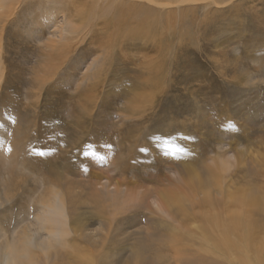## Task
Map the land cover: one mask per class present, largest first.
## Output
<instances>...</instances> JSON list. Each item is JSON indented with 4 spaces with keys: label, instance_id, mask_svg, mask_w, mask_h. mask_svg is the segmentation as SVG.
<instances>
[{
    "label": "rangeland",
    "instance_id": "obj_1",
    "mask_svg": "<svg viewBox=\"0 0 264 264\" xmlns=\"http://www.w3.org/2000/svg\"><path fill=\"white\" fill-rule=\"evenodd\" d=\"M23 3L8 25L0 24V151L7 148L17 118L27 137L20 144L29 148L22 153L24 181L7 186L3 181L8 175L0 165V244L26 230L33 245L43 239L31 216L38 210L32 197L51 188L49 174L41 170L46 164L63 169L55 191L62 193L69 212L68 236L62 237L72 245L71 264H184L194 258L242 264L237 256L261 264L264 253L258 248L264 231L256 232L252 254L245 247L254 244H247L242 231L232 230L229 236L237 244L236 254L198 248L205 241L202 227L214 214L226 222L231 212L242 210L249 216L252 211L254 221L264 224L263 211L243 209L233 199L245 191L264 197V0H168L167 12L176 15L170 24L159 26L171 37L168 55L158 65L162 93L132 106L128 98L140 83L147 65L143 55L151 44L143 43L144 49L118 47L109 54L115 59L109 67L108 54L102 51L97 59L101 52L88 37L70 43V54L56 76L44 75L45 48L58 28L35 21L51 11L57 25L65 19L57 6L37 9L26 6L35 0ZM137 3L155 6L145 0ZM98 61L104 71L100 79ZM94 84L98 103L90 109V133L81 141H68L63 133L70 134L69 108ZM131 129L141 135L133 152L127 137ZM92 194L100 196L97 202L87 201ZM156 199L168 212L157 209ZM220 232L215 243L222 245ZM142 246L146 250L140 255ZM53 250L48 257L40 250L34 263L58 264L69 253L61 247Z\"/></svg>",
    "mask_w": 264,
    "mask_h": 264
},
{
    "label": "bare ground",
    "instance_id": "obj_2",
    "mask_svg": "<svg viewBox=\"0 0 264 264\" xmlns=\"http://www.w3.org/2000/svg\"><path fill=\"white\" fill-rule=\"evenodd\" d=\"M23 1L25 0H0V24L1 22L2 24L4 22L3 26L5 27V24L11 18L10 16H12L13 13L14 14L16 13V11L18 10L17 6L21 2L23 3ZM138 1L139 0H35V3L33 4L32 3L26 4V6L36 7L37 9L43 8L44 6H48V5L57 6L56 10H58L60 14H62L63 19H65L63 20L64 22L60 23L59 26L57 25L58 24L57 18H55L56 19L55 23L53 22L54 19H53L52 11L51 12L48 11L49 13L41 14L38 17L39 20L35 21L37 26L39 25L46 27L47 25H52L54 28H58L53 32L50 41L46 45L45 49H47V52L42 59V62L44 63V68L42 69L43 71L40 70L39 71L42 72L44 75H51L52 77L56 76V74L58 73L57 68L63 66L62 64H64L67 61V56L70 54V49H69V47H71L70 43L71 42H76V44L81 43L88 37L90 38V45L96 46L97 50L101 52V54L99 55L97 54V59L103 56L102 51L105 53V55L108 54L107 55L108 58L106 57L107 58L106 64L109 65V67L115 63V59H113L109 54L115 51L118 47H120V49L122 50L123 47L125 48L126 46L128 50L130 49L132 50L134 46L140 45V49H144L145 46L143 45V43L146 42L149 43V46L151 44L150 52L147 55H143L144 60L147 61V65L143 67V70L141 71L142 72L141 79H140V83L137 86L136 92L130 98H128V102H127L128 106L133 103L144 104L147 101L149 95H152L154 93L155 94L162 93L161 87L159 86L161 80L160 78H162L161 77L162 73L158 65L159 64L162 65L163 57H166L168 55V47L171 44L170 41L171 37L168 36L167 29L159 28V26L162 25V23L170 24V22L172 21V17L176 15V13L167 12L166 7L168 6L167 5L168 0H145L150 4H154L155 5L154 7L151 5L146 6L144 4H138L137 3ZM15 15H13V17ZM37 15L38 14H35V17H37ZM46 18L47 19L50 18V19L46 20ZM261 20H262V25L264 26V16ZM155 24H158V27ZM3 26L0 29V48L3 42L2 39L4 38V37L2 38V32L4 30ZM49 28L51 29V27ZM174 32L175 35L176 33H178L177 30ZM181 37L182 36L180 35L179 38L181 39ZM58 48H59L58 51L60 52H56ZM2 55L3 54L1 53V49H0V62L2 60ZM131 61L134 60L131 59ZM98 63H100V65L97 68L96 77L100 79L104 71L102 69V61L100 62L98 61ZM103 63L105 64V61ZM45 66H47L48 68H46ZM156 67L158 68V72L156 71ZM97 86L98 84L89 85L87 89L84 88L85 92L82 91V93L80 90L81 94H79L78 103H76L74 106H71L69 108L68 113L72 116L71 129H69L70 134L63 133L64 135H66L67 138L70 139L68 141H72V142L81 141L82 137L85 134L90 133V130L87 127V121L90 118V109H92L93 105L98 103V101L95 100L98 89ZM39 87H41L40 83H39ZM78 87L81 86L76 85L77 89ZM21 121H22L21 118L15 119L14 123L16 124V128L14 131H11L12 136L9 139L8 146L6 145L7 148L5 149V151L3 150L0 151V157L2 158L0 160L4 162V164L2 163L0 164L2 166L0 167L3 168L4 171H6V175H8L7 178L8 181L5 177H2V179L5 178L3 182L6 183L7 186L8 185L12 186L13 185L12 183L16 184L21 180L24 181V175L22 174V171L24 172L25 169L23 168V165L26 157L22 156V153L25 149L22 146H25L28 143L26 142L27 144L24 143L20 144L22 141L27 140V137L25 136V134H23L20 131L19 128ZM140 136L141 135L139 134V132L137 133L136 130L131 129V131H129L127 137L129 142L131 144L133 143L131 145V150H130L131 152L135 151V147H137L138 144H134V143H139L138 138H140ZM28 149L29 148L27 147L25 150ZM26 163L28 162L26 161ZM38 163L39 162L36 161V165H38ZM43 168H41V170L43 171L46 170L45 172L49 174L48 176H50V183L48 187L51 188L50 190H47L42 194H39L37 196L34 195L32 197L33 202L34 199H36L35 202L37 203L34 202V204L38 205V210L37 212L34 210L35 215L31 216V218L35 219V221L38 222L40 236L42 234L43 239L40 240L39 244L34 242L33 245V238H30L31 240L27 239L29 236L27 233L28 230H26L24 234L22 232H20V234H16L13 237L14 238L13 240L6 242V245L0 244V256L2 257L0 264H35L34 263L35 256L40 250L42 251L45 250L48 257L49 255L51 256L52 251H54L53 249L56 248L58 249V247H61L62 250L69 251V253H66L65 255L63 254L65 257L61 259L62 261L58 264H71L70 262L71 258L68 257V254H70L72 251V245L67 240H65V237H62L64 235L66 237L68 236L65 223L69 216V212L67 211L66 208V202L64 201V196L62 195V193L59 194L58 192L55 191V188L61 184L60 181L63 178L62 176L63 169H59V168L56 169V167L52 168V166L49 167L46 164L43 165ZM16 171H19V173H17V175H13V173ZM188 171L189 170H187L184 167L183 173L184 174L188 173ZM68 183L73 184L74 182L73 183L68 182ZM9 193L8 191L5 192V195ZM99 198L100 196L98 194H92L89 200L87 199V201L97 202ZM233 199L237 204L241 205L243 209L245 208L251 211V209L259 208L260 211L264 212V197L258 196V193L256 192L248 191L247 194L246 191L238 192L233 196ZM159 200L157 199L155 200V205L157 209L159 211L166 213L167 210L165 211L163 207L164 203L161 205V203L158 202ZM178 214L182 216L181 209H179ZM178 214H177V218H181L178 216ZM229 214L231 215L225 217L226 222H224V220L220 221L219 220L220 218H218L216 214L213 215L216 218H211V217L209 218V219L217 220L216 224L210 223L209 219L206 221V224L202 227V234L203 237L205 238V241H202V246H200L198 249L207 250L211 252H218L226 255L231 254L232 252L236 254L237 244L233 241H230L229 238L230 233L233 230L236 233L242 231L244 235L247 236V241H248L247 244L249 243L254 244L253 247H251V245L245 247L247 254L248 253L252 254V250L257 247L256 244L258 243L254 241L256 237V232L264 231V224L261 223L260 220L254 221V212L252 211L249 213V216L248 213H246L245 211L243 213L242 210H239L237 212H231ZM250 223H254V224H250ZM167 225L170 226V224ZM250 227H252L253 233L250 229H248ZM203 228H206L205 229L206 231L203 230ZM219 231H221L220 233H222V237H224L221 239L223 241L222 243H224L222 245L215 243V241L218 239L217 236H219V234L217 235V233ZM170 234H171L170 236L172 237H174L175 235L174 233L173 234L170 233ZM20 235L23 236L20 238ZM175 237L179 238L178 236ZM206 240H210V242L212 241L213 245L210 247L211 243L208 242L209 244H207ZM206 244L209 245L208 248H206L207 247ZM261 245L263 247L259 246L258 249L264 253V240ZM141 249L142 250L138 252V254L140 255L141 252H143V249L146 250V248L145 246H142ZM259 250L255 249V253H260ZM193 254L192 255L195 257L198 256V254L195 253ZM192 255L189 254L190 257H192ZM263 255L260 258L261 264H264ZM223 260L225 261L226 264L230 263L228 260L225 259ZM237 261L242 264H255L257 263L258 259H255L254 262L249 263L248 258L246 259L237 256ZM36 264H42V263L37 262ZM184 264H220V262L215 260L194 258V259H188Z\"/></svg>",
    "mask_w": 264,
    "mask_h": 264
}]
</instances>
